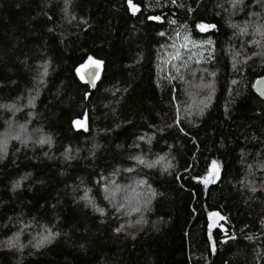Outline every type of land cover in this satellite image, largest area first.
Segmentation results:
<instances>
[{
	"label": "trees",
	"instance_id": "16d2710c",
	"mask_svg": "<svg viewBox=\"0 0 264 264\" xmlns=\"http://www.w3.org/2000/svg\"><path fill=\"white\" fill-rule=\"evenodd\" d=\"M134 2L0 0V264H264V0Z\"/></svg>",
	"mask_w": 264,
	"mask_h": 264
},
{
	"label": "snow or ice",
	"instance_id": "6c2138e0",
	"mask_svg": "<svg viewBox=\"0 0 264 264\" xmlns=\"http://www.w3.org/2000/svg\"><path fill=\"white\" fill-rule=\"evenodd\" d=\"M127 2V11L131 12L133 15H137V13L141 12V8L140 6H138L137 3L134 2V0H126ZM172 3L175 4V0H172ZM243 3V0H231V6L232 7H236L237 5L239 4H242ZM148 20H151V21H160V17L159 16H149L148 17ZM170 23H174V21H169ZM197 27L201 30V31H206L208 28H211V27H214L213 25H207V24H199L197 25ZM241 31H246V29H241ZM256 31L258 34H260L261 36H264V26H257L256 28ZM161 36L164 35V33H160ZM187 39V37H186ZM256 43L258 44L259 41H256ZM182 47H186V45H182ZM179 52H176V54L174 56L171 57L172 60H176L179 58ZM88 63L89 65H91L92 67L94 68H99L100 65H101V61L99 60H93L92 57H89L88 58ZM177 71H179V69L177 68L176 69ZM77 73L79 75V69H77ZM92 75L94 77L98 76V73H92ZM82 80L84 79L83 76L80 77ZM87 83H92L91 80L87 81ZM233 83H235V81H233ZM256 88H258L260 91H259V96L260 97H264V80H260V81H257L256 82V85H255ZM74 124L76 125H79L81 127H83V125L81 124V122L79 120L77 121H74L73 122ZM18 138V137H17ZM46 141L45 140H41L40 143H45ZM137 159V162L140 163V164H143L144 161L142 159H139V158H136ZM148 167H151L152 165L151 164H148L147 165ZM129 171H131V169H129ZM205 183H208L210 182L209 180H205L204 181ZM14 187H19V184L17 183L16 185H14ZM107 199V197H105ZM121 207H123V205H121ZM210 217L212 216H218L219 214L218 213H210L209 214ZM220 219H223V217H219ZM213 227L212 224H209V229H211ZM45 239H47V237H45ZM209 239H211V236L209 237ZM11 244V242H9ZM213 250L214 249V246H213Z\"/></svg>",
	"mask_w": 264,
	"mask_h": 264
},
{
	"label": "water",
	"instance_id": "95a60500",
	"mask_svg": "<svg viewBox=\"0 0 264 264\" xmlns=\"http://www.w3.org/2000/svg\"><path fill=\"white\" fill-rule=\"evenodd\" d=\"M92 73H98V74H100L98 81H100L102 79V74L100 73L99 68L97 69V68H94V67H90V68H88L87 70H85L83 72V74H84L83 76H84L85 82L87 83V81L91 80L92 83H87V84H89L91 86V88L94 89L96 87V81H95V79L97 78V76L94 77L92 75ZM260 80H264V77L263 78H260ZM260 80L258 79L257 81H260ZM256 82L254 84V91L258 94L260 90L255 87ZM261 98L264 100V97H261Z\"/></svg>",
	"mask_w": 264,
	"mask_h": 264
},
{
	"label": "rangeland",
	"instance_id": "374dc122",
	"mask_svg": "<svg viewBox=\"0 0 264 264\" xmlns=\"http://www.w3.org/2000/svg\"><path fill=\"white\" fill-rule=\"evenodd\" d=\"M92 67L91 65H89V63L87 62L83 67H81V69L79 70V73L81 75H83V72L85 70H87L88 68ZM101 68V65L99 67V69ZM81 124L83 125L84 123L81 122ZM76 125V124H75ZM77 128H82L81 126L79 125H76ZM220 171V166L217 164V163H214L211 168H210V175H207L206 179H211V178H214L216 175H218ZM216 222V217L213 216V220H212V224H215Z\"/></svg>",
	"mask_w": 264,
	"mask_h": 264
}]
</instances>
